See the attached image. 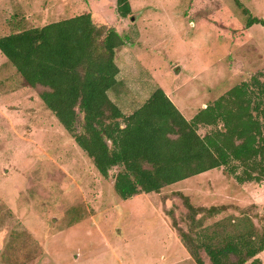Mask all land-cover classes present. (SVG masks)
I'll return each instance as SVG.
<instances>
[{
    "label": "rangeland",
    "instance_id": "374dc122",
    "mask_svg": "<svg viewBox=\"0 0 264 264\" xmlns=\"http://www.w3.org/2000/svg\"><path fill=\"white\" fill-rule=\"evenodd\" d=\"M237 1L131 0L120 19L115 0H0V37L89 12L129 37L109 93L122 113L161 89L191 120L264 69V26L246 28L243 12L264 19V0ZM22 84L0 52V264H196L180 232L217 229L218 242L264 233V182L238 184L224 168L120 200L117 170L101 177L39 99L43 89ZM257 258L264 264V251Z\"/></svg>",
    "mask_w": 264,
    "mask_h": 264
},
{
    "label": "trees",
    "instance_id": "16d2710c",
    "mask_svg": "<svg viewBox=\"0 0 264 264\" xmlns=\"http://www.w3.org/2000/svg\"><path fill=\"white\" fill-rule=\"evenodd\" d=\"M115 8L120 19L131 15L130 0H115ZM243 12L246 28L264 26V19ZM128 43L125 33L95 23L86 12L0 37V52L23 87L43 89L39 99L98 174L108 178L117 170L113 186L120 200L159 193L220 168L238 184L264 182V69L248 74L191 120L161 89L126 115L109 93L119 84L116 51ZM207 128L203 136L198 133ZM186 205L190 221L196 222L197 210ZM218 234L204 229L196 239L183 232L180 237L196 264H203L200 250L210 264H261L257 255L264 251V233L259 236L251 228L222 242L216 241Z\"/></svg>",
    "mask_w": 264,
    "mask_h": 264
},
{
    "label": "crops",
    "instance_id": "0c3cea01",
    "mask_svg": "<svg viewBox=\"0 0 264 264\" xmlns=\"http://www.w3.org/2000/svg\"><path fill=\"white\" fill-rule=\"evenodd\" d=\"M130 2H131V0H130ZM125 47V46H124Z\"/></svg>",
    "mask_w": 264,
    "mask_h": 264
}]
</instances>
